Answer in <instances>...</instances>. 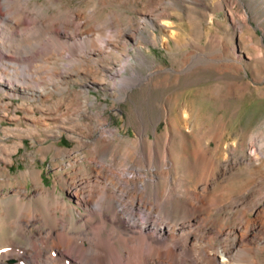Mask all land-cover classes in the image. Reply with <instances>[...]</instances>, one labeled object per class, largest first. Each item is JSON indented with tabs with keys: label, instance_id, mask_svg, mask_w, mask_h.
Listing matches in <instances>:
<instances>
[{
	"label": "bare ground",
	"instance_id": "6f19581e",
	"mask_svg": "<svg viewBox=\"0 0 264 264\" xmlns=\"http://www.w3.org/2000/svg\"><path fill=\"white\" fill-rule=\"evenodd\" d=\"M69 1L0 0V116L22 120L10 113L18 99L15 109L27 121L0 129L1 177L13 183L3 165L14 163L23 138L43 143L66 133L79 146L78 151L58 148L55 157L68 159L60 184L71 202L56 188L41 186L42 171L23 173L40 186L37 201H22L29 194L19 193L16 214L9 207L0 211V264H263L264 155L259 147L251 144L238 155L234 147L221 153L201 144V128L192 125L187 103L178 104L179 119L168 118L165 107L166 130L158 133L155 125L152 138L136 103L139 129L131 136L108 128L104 114L93 110L88 87L97 82L107 85L114 101L132 100L140 83L124 74L131 64L130 45L140 39L155 45L156 34L148 28L173 26L168 6L185 0H147L137 18L112 12L103 22L97 8L75 11L67 8ZM105 1L91 0L95 6ZM224 3L232 6L236 0H219ZM228 12L234 26L237 18L247 24L244 15ZM170 39L183 46L178 33L168 45ZM30 45L28 54L23 52ZM186 56L184 68L172 71L175 80L214 63L195 52ZM263 56L256 48L255 57ZM33 62L45 72L29 68ZM159 71L142 82H153ZM74 77L85 82L80 91L68 82ZM41 146L32 153L33 162L47 159L52 146ZM243 176L247 179L240 180ZM235 180L246 184L237 189Z\"/></svg>",
	"mask_w": 264,
	"mask_h": 264
},
{
	"label": "rangeland",
	"instance_id": "374dc122",
	"mask_svg": "<svg viewBox=\"0 0 264 264\" xmlns=\"http://www.w3.org/2000/svg\"><path fill=\"white\" fill-rule=\"evenodd\" d=\"M146 1L135 0L128 5H121L118 1L106 0L104 5L95 6L91 0H70L67 8L75 11L97 8L99 17H102L100 20L103 22L108 20V14L112 12L121 16L128 13L137 18L139 16L137 10L145 9ZM193 1L195 0H185L176 4L177 7L168 6L171 14L168 21L173 26L165 25L166 30L147 27L156 34L155 45L144 39H140L133 46L130 45L131 64L124 74L128 77L133 76L140 83L133 88L132 100L114 101L107 85L97 82L92 88L88 87L91 99L97 104L93 110L104 114L108 120V128L131 136L139 129L133 114L136 103L141 107L152 138L155 125L158 133L166 130L164 108L169 111L168 118L179 119L178 104L187 103L192 125L196 129L201 128L197 131L201 144L209 145L212 150L219 149L221 153L224 150L230 151L234 147L233 152L238 155L246 153L250 145L254 144L264 155V56L255 57L256 48L264 51V0H236L232 6L226 3L220 6L219 0H204L205 6ZM230 9L240 16L244 15L247 24L237 18V25L234 26L228 12ZM173 33H178L183 38V46L180 48L175 47L171 39L170 44L167 43ZM140 35L148 36L146 31H141ZM31 46L22 49L23 52L30 51ZM141 52L145 57L144 63L141 62ZM188 52L201 54V58L213 59L214 63L206 67L199 66L194 72H187L184 75L181 73L182 75L179 74L181 79L175 80L173 77L177 74L172 71H180L184 68ZM34 63L28 67L32 69L36 67L34 71L39 69L40 72H45ZM32 69L28 71L33 74ZM155 69L161 71L152 76L153 82L147 80L142 82ZM40 75L44 76V74ZM79 81L80 79L74 77L68 82L73 90L80 91L85 82ZM57 97L55 95L50 102L55 101ZM20 101L13 100L11 109L14 112L10 111V113L16 112L22 120L10 122L6 117L0 116V129L9 124L25 126L27 121L23 112L15 109ZM37 139L40 137L38 136ZM22 140L25 145L19 147L18 154L13 155L14 163L3 165L6 168L5 175L12 176L13 183L8 184V178L4 179L0 175V211L9 207V213L16 214L19 211L17 199L22 200L18 196L19 193L29 194V197L23 198L22 201L31 203L37 201L40 186L30 178L26 180L23 178V173L35 168L42 171L41 186L51 191L56 188L57 194L66 196L71 202L68 196L64 195L60 184L65 172L61 167L68 162V159L63 161L55 157L58 148L78 151V144L71 141L66 133H63L61 138L56 140L49 138L43 143L35 142L30 138ZM174 143L177 148L178 141ZM41 145L45 149L49 146L52 148L45 152L47 159L43 161L39 156L33 162L31 155L40 149ZM78 156L87 157L82 152H79ZM262 159L264 169V157ZM84 162L88 163L87 160ZM68 171L72 175L73 169L69 167ZM244 179L247 178L245 176L240 178V180ZM240 180H235L237 189H241L246 184V182L240 183ZM224 183L220 184V187L226 185L227 181ZM25 186L28 187V191L24 189ZM262 258L264 259V253Z\"/></svg>",
	"mask_w": 264,
	"mask_h": 264
}]
</instances>
